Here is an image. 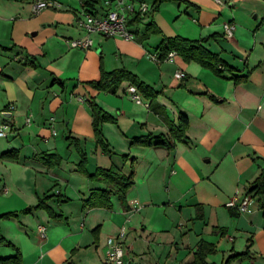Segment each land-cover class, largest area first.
I'll list each match as a JSON object with an SVG mask.
<instances>
[{
	"label": "crops",
	"instance_id": "crops-1",
	"mask_svg": "<svg viewBox=\"0 0 264 264\" xmlns=\"http://www.w3.org/2000/svg\"><path fill=\"white\" fill-rule=\"evenodd\" d=\"M35 1L0 0V125L10 126L0 138V257L110 264L107 240L125 227L132 264L191 262L201 240L216 247L210 263L231 257L229 264H264V193L250 191L264 170V0H165L155 11L156 0H136L150 7L130 16L136 38L91 33L89 49L69 42L86 34L78 25L88 11L84 0H53L59 5L40 13ZM114 2L100 0L91 11L105 14ZM31 12L38 17L26 18ZM227 22L235 25L229 39ZM165 36L206 39L223 74L179 54L152 60ZM102 64L127 69L158 91L152 106L128 95L130 81L116 94L91 87ZM92 100L116 119L102 125L113 154L97 143ZM181 114L188 117L187 136L173 149L132 145L139 136H169ZM57 122L65 138L80 140L89 174L113 165L126 175L134 171L126 203L113 193L110 208L86 204L107 186L78 169L80 155L58 138ZM236 194L251 197L248 211L226 205Z\"/></svg>",
	"mask_w": 264,
	"mask_h": 264
},
{
	"label": "trees",
	"instance_id": "trees-1",
	"mask_svg": "<svg viewBox=\"0 0 264 264\" xmlns=\"http://www.w3.org/2000/svg\"><path fill=\"white\" fill-rule=\"evenodd\" d=\"M165 0H156L154 6V11L158 10L160 4ZM100 0H84V6L88 8V11H91ZM138 20L135 19L131 23L134 24ZM130 23V22H129ZM152 23L148 26L146 35L152 34ZM206 39L200 41L189 40L181 36L175 37H163L162 43L159 46V57L162 62L165 61L168 54L172 51H175L177 54L181 55L186 61L195 60L200 64L210 67L217 74L222 75L225 68H220V61L217 57V54L211 52L207 47L203 45L202 42H205ZM237 79V78H235ZM124 81H130L135 85L142 95L151 100L149 106H152L153 99L159 94L158 91L154 90L152 86L142 81L136 74L131 71L120 68L113 71H107L103 64L101 65V77L97 80L89 81L88 84L94 89L110 92L116 94L121 84ZM93 116V129L94 135L97 139V143L103 148V150L108 154H113V151L110 149L107 140L104 137L102 125L105 122H116V119L106 112L97 102L92 100L90 102ZM188 126V117L185 114H181L179 119V125H172L170 128V135H145L135 137L132 140V145H143V146H152V147H165L169 150L175 147L176 141H180L183 138H186V130ZM67 140L70 145H74L78 154L80 155L81 161L79 163L78 169L85 173L89 180L94 182H102L106 184L107 188L97 189L92 193L90 198L86 201V204L91 207H106L110 208L112 206L111 195L116 194L119 199L126 203V194L127 191L134 184V171L129 175H126L121 169L113 165L110 168H98L95 173L89 174L86 171V166L88 163V156L81 146L79 139L72 137L71 135L67 136ZM52 155H43L44 158H48ZM127 155H124V157ZM56 163L55 165H57ZM250 191H257L264 193V170L261 172L259 177L256 179L255 184L252 186ZM53 195L46 196L41 198L39 204L36 207H41L44 205L45 200L51 198ZM31 210V208L26 209V211ZM12 214H5L4 217L11 216ZM61 214L56 215L55 217L60 218ZM3 240V237L0 235V241ZM216 251V247L213 243H210L206 240H201L196 247L194 252V259L191 262L185 264H214L207 261V256ZM246 254V253H244ZM237 254L235 256H238ZM231 257L228 258L226 264H229ZM0 264H22L21 257L19 254L16 256L1 258Z\"/></svg>",
	"mask_w": 264,
	"mask_h": 264
},
{
	"label": "built area",
	"instance_id": "built-area-1",
	"mask_svg": "<svg viewBox=\"0 0 264 264\" xmlns=\"http://www.w3.org/2000/svg\"><path fill=\"white\" fill-rule=\"evenodd\" d=\"M217 3L222 4L223 0H215ZM139 3V6L137 5ZM59 5L53 0H36L33 4L34 13H40L41 11L51 7ZM150 10L149 5L146 2H136V0H115L113 6L105 14H99L97 12H90L84 10L82 16L78 19V25L86 31L83 37L71 39L70 45L76 48L89 49L93 40L91 33H98L105 37L120 36L126 40H134L136 38L135 33L130 28V16L135 14H144ZM235 25L231 22H227L224 25V35L227 39L234 35ZM177 53L172 51L168 54L165 61L172 60ZM152 60L162 62L159 55H150ZM220 68H224L220 66ZM176 78L182 80L186 74L183 71H177ZM128 95L137 103H142L143 98L138 88L135 85H130L127 88ZM11 108H14L11 106ZM30 118H28V122ZM10 126L8 124L0 125V138L6 137ZM56 132H54L55 134ZM251 197L246 195L244 198H239L236 194L228 200L226 205L228 207L236 208L239 212H246L249 210V204ZM40 232L45 235V227H40ZM127 235V229L122 227L116 236L109 237L107 240V250L105 253V262L110 264H132L126 257L125 238Z\"/></svg>",
	"mask_w": 264,
	"mask_h": 264
},
{
	"label": "rangeland",
	"instance_id": "rangeland-1",
	"mask_svg": "<svg viewBox=\"0 0 264 264\" xmlns=\"http://www.w3.org/2000/svg\"><path fill=\"white\" fill-rule=\"evenodd\" d=\"M130 1V0H129ZM136 2H139V1H136ZM99 4V3H98ZM137 5L139 6V3H137ZM26 18H36V17H38V16H36V15H32V12L31 13H29V14H27L26 16H25ZM30 25H34V23H31ZM36 30L35 29H33L31 32H30V36L32 35V33L33 32H35ZM151 36V35H150ZM101 37H103V38H105V39H108V38H110V37H105V36H102L101 35ZM154 39H152L151 40V43L152 44H154ZM143 99H145L146 97H142ZM63 125V123L61 122H57V124H56V130H57V132H58V138H61V139H65L66 141H67V143L69 142L68 140H67V138H65L66 137V134L67 133H65L66 131H63V130H61L62 129V126ZM77 151V150H76ZM65 153H67V152H65Z\"/></svg>",
	"mask_w": 264,
	"mask_h": 264
}]
</instances>
